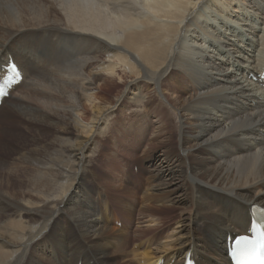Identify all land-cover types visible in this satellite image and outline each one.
<instances>
[{
    "label": "bare ground",
    "instance_id": "6f19581e",
    "mask_svg": "<svg viewBox=\"0 0 264 264\" xmlns=\"http://www.w3.org/2000/svg\"><path fill=\"white\" fill-rule=\"evenodd\" d=\"M208 7L264 25V0H0V70L22 71L0 110L26 137L0 155V264H232L226 237L264 209V28L208 31ZM116 127L146 138L125 196L90 169Z\"/></svg>",
    "mask_w": 264,
    "mask_h": 264
},
{
    "label": "rangeland",
    "instance_id": "374dc122",
    "mask_svg": "<svg viewBox=\"0 0 264 264\" xmlns=\"http://www.w3.org/2000/svg\"><path fill=\"white\" fill-rule=\"evenodd\" d=\"M213 9H216V8L215 7L209 8L208 7L206 9V11L209 13V15L207 14L208 15L207 19H209V21L212 22L211 24L209 23L210 25L206 22L207 26H208L207 27L208 31L215 29V32L219 33V32H223L225 29L228 28V30L227 31L225 30V32L230 33L229 28L232 27V29L234 28L235 32L237 33L241 29L242 30L244 29V33L240 36V38H242V39H246V38L250 39L251 37H254V39H255L257 37V36L255 37V35H254L255 33L258 34V37H260V35L262 34V31H260V32H258V31H259L260 27H262V30H263L264 25L259 21L255 25L256 31L254 33H249L248 26H250L251 22L250 21L245 22V21L240 20V18L243 16V14L240 10L232 12L231 13L232 15L228 18L224 12H223V14H220L217 10H213ZM246 16H248V18H249L251 15H246ZM219 20L220 21L224 20V21H226L224 23H227V24L226 25L219 24ZM245 24H249V25L245 26ZM235 41H238L237 37L235 38ZM260 41L261 40H259V42ZM242 42H244V41H242ZM208 43L209 42H205L203 45L205 47H207ZM239 46H241V44H239ZM255 53H257V52H255ZM240 54L243 55L242 59L246 60V59L250 58V55L252 53L249 51H242ZM231 68L232 67L230 66L229 70H231ZM114 88H116V90L118 88L121 89V86H120V84H116V87L114 86V87H112V89L110 88L109 90H107L106 94H109V93L112 94V93L117 92L116 90L114 92ZM110 91H112V92H110ZM5 107L6 106L4 105L3 107H1V109L5 110ZM1 113L2 112L0 110V115H1L0 116V155H5V157H7V158H13V157H15L16 152H17L15 150L16 147L21 143L22 140H24V138H26L23 134H21V132L24 130V126H22L23 120H22L21 116L17 115V113L13 110L11 111V110L7 109L4 113H2V114ZM122 127L114 128L112 130V137L109 134L106 138H104V140H102V143H104V144L102 147L103 150L101 149V151H102L101 156L91 164L90 169L93 170L94 173H97L98 176L104 175L106 173H109V174L114 173V176H116L117 173L121 172V174H122V172H123L122 177H124V179L126 178L125 180H127V181H124L123 189L121 192H115L116 190L114 189L113 193L115 195L120 194V196H125L126 190L130 191V189L133 186V182L135 183L136 186H139V182H135V180L136 181L141 180L143 182L145 179L143 176V172H142L143 169L141 168V166L145 167L144 164L146 161L143 160V155H145V154H143L141 151L144 148L146 138L142 139V140L140 138V142L136 146H129L130 143H127V144L125 143L126 144V147H124L125 149L121 148V147H119V145L117 143V139H115L114 136L116 137L117 135H119L121 128L124 129V126H122ZM124 131H126V130L124 129ZM26 133H27V136L34 137L35 139H37L36 136L39 134H41V135L46 134V138L48 141L53 140V129L51 128L50 124H48L43 129H37L36 127L32 126V127H30V129L26 130ZM123 140L127 141V136H125L123 138ZM110 145H111V147H110ZM135 150H137V151H135ZM111 158H115V160H117L120 164ZM111 164H112V166H116L118 164V169L117 170L115 169L117 172H115V170H111L108 168ZM125 175H126V177H125ZM128 180H129V182H128ZM98 185L101 187L100 184H98ZM134 192L136 194H138V192H140V191H138V192L134 191ZM108 200L111 201L109 195H108ZM100 203L102 206L103 202L101 201ZM165 211H166L165 213L168 215L175 214V216H177L176 212H174V211L169 212V208ZM120 224H121V222L117 221V220H114V222L112 223V225L116 226L117 228H120V226H121ZM131 246H132V244H131ZM132 247L137 248L136 245H133ZM120 264H122V263H120Z\"/></svg>",
    "mask_w": 264,
    "mask_h": 264
},
{
    "label": "snow or ice",
    "instance_id": "6c2138e0",
    "mask_svg": "<svg viewBox=\"0 0 264 264\" xmlns=\"http://www.w3.org/2000/svg\"><path fill=\"white\" fill-rule=\"evenodd\" d=\"M12 70L14 71L15 69L13 68ZM240 240L243 241V240H245V238L240 237ZM258 264H264V257L258 258Z\"/></svg>",
    "mask_w": 264,
    "mask_h": 264
}]
</instances>
